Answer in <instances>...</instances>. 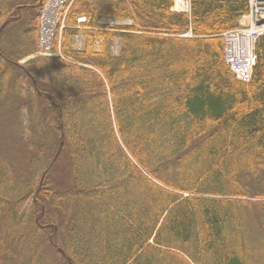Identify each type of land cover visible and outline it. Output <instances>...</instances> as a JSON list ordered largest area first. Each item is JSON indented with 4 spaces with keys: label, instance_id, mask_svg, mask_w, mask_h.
Masks as SVG:
<instances>
[{
    "label": "trees",
    "instance_id": "1",
    "mask_svg": "<svg viewBox=\"0 0 264 264\" xmlns=\"http://www.w3.org/2000/svg\"><path fill=\"white\" fill-rule=\"evenodd\" d=\"M44 1L0 0V264H264V39L246 84L221 37L247 0H77L64 60L22 64Z\"/></svg>",
    "mask_w": 264,
    "mask_h": 264
},
{
    "label": "rangeland",
    "instance_id": "2",
    "mask_svg": "<svg viewBox=\"0 0 264 264\" xmlns=\"http://www.w3.org/2000/svg\"><path fill=\"white\" fill-rule=\"evenodd\" d=\"M20 1L24 2L26 0H20ZM68 18H69V14L67 15V21H66V23L68 22V24H69ZM65 30H67V29H64V31L59 35V37L56 38V46L54 47V51H53L54 55L53 54H46L45 51H41L38 47V52L36 53V55L30 56V57L24 59L23 61H21V63L25 64L31 60L36 59V58H61L62 60H64L63 51H64V42H65V37H64ZM72 40H73L72 48L76 51H84L89 46V44L87 42L88 39L84 38L83 36L76 35V36H74V38ZM101 42H102L101 40L94 39L91 42L92 49H94V51H101V49H102ZM120 49H121V42L116 41V43L112 46L111 51L114 55H118L120 53ZM176 51H180V50H176ZM50 75L51 74L40 75L39 79H44V80L50 79L51 78ZM18 156L19 155L17 153H15V157L18 158ZM8 167H9L8 165L5 166L3 163L0 162V177H3L5 175L3 171L5 169H7ZM68 178H69L68 169L66 167L63 169H60L58 171V173L55 174L53 177V180L55 182L54 185H57L60 181H62L64 179H68ZM54 185H52V186H54ZM33 205H34V202L30 198L26 202L25 208L28 210H35Z\"/></svg>",
    "mask_w": 264,
    "mask_h": 264
},
{
    "label": "built area",
    "instance_id": "3",
    "mask_svg": "<svg viewBox=\"0 0 264 264\" xmlns=\"http://www.w3.org/2000/svg\"><path fill=\"white\" fill-rule=\"evenodd\" d=\"M73 0H49L42 9V32L45 33L44 44L49 45L51 37L54 35L58 26V20L63 15L68 4ZM251 14L255 23L264 21V0H250ZM84 19H81L83 21ZM260 32L264 33V24L260 26ZM236 37V36H235ZM240 37H236L239 39ZM49 42V43H48ZM234 51H241V48L236 46ZM249 51V50H248ZM250 66L249 59H241L236 70L242 75L246 76L245 71Z\"/></svg>",
    "mask_w": 264,
    "mask_h": 264
},
{
    "label": "bare ground",
    "instance_id": "4",
    "mask_svg": "<svg viewBox=\"0 0 264 264\" xmlns=\"http://www.w3.org/2000/svg\"><path fill=\"white\" fill-rule=\"evenodd\" d=\"M171 251H173L174 253L176 252V253H178V251L177 250H171Z\"/></svg>",
    "mask_w": 264,
    "mask_h": 264
}]
</instances>
